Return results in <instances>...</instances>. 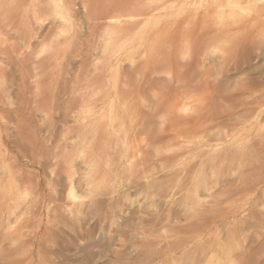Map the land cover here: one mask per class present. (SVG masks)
Masks as SVG:
<instances>
[{
    "label": "rangeland",
    "instance_id": "1",
    "mask_svg": "<svg viewBox=\"0 0 264 264\" xmlns=\"http://www.w3.org/2000/svg\"><path fill=\"white\" fill-rule=\"evenodd\" d=\"M48 1L0 0L1 143L31 179L0 217V259L264 264V21H249L264 0L34 15ZM232 9L249 22L228 32Z\"/></svg>",
    "mask_w": 264,
    "mask_h": 264
},
{
    "label": "bare ground",
    "instance_id": "2",
    "mask_svg": "<svg viewBox=\"0 0 264 264\" xmlns=\"http://www.w3.org/2000/svg\"><path fill=\"white\" fill-rule=\"evenodd\" d=\"M8 1V0H7ZM12 1V0H11ZM32 1V0H31ZM40 1V0H39ZM43 1V0H42ZM46 1H48V0H46ZM60 1V0H59ZM81 1V0H80ZM83 1V0H82ZM182 1V0H181ZM252 1H256V2H258V0H220L218 3L216 2V3H214V4H216V6L218 5V4H221V5H223V4H229V5H233V4H237L238 5V3L239 2H245L246 4H250V3H252ZM68 0H61V2H59V3H55V2H52V0L51 1H48V3H46L45 5H40L42 2H40V6L38 5V4H32V8H30V9H32L31 11L34 13V15H36V13L37 14H39V16L40 15H57V17L60 15H58V13H57V11H58V9H61V8H63L62 6L63 5H68ZM130 2H131V0H125L124 1V3L123 4H119V3H115V4H111V6H109V8L110 9H112V10H114V12H120L121 14H122V16H127V19H128V17H130V16H142V15H147V17L148 16H150V14H151V12H152V8L150 7V6H148V7H139V8H130ZM26 3H27V1H26ZM39 3V2H38ZM82 3V2H81ZM84 3V2H83ZM1 4V3H0ZM9 4V3H8ZM30 4V3H29ZM43 4V3H42ZM109 4V3H108ZM185 4V3H184ZM242 4H244V3H242ZM21 5H23V4H21ZM252 5L253 4H251L250 6L252 7ZM249 6V7H250ZM254 7H253V9H252V11H253V15H250V19H249V21L251 22V23H253L254 24V22L255 21H257L258 22V20L259 21H264V5H261V6H259V5H257V6H255V3H254V5H253ZM22 7V6H21ZM29 7H30V5H29ZM29 7H28V10L27 11H29ZM81 7V6H80ZM65 8H66V6H65ZM219 8V7H218ZM221 8H223L222 6H221ZM9 9V8H8ZM237 9V8H236ZM82 10V9H81ZM127 10H130L128 13H127ZM61 11V10H60ZM65 11H68L67 9L65 10ZM64 11V12H65ZM71 11V10H70ZM84 11H85V9H84ZM230 11H232L231 13H232V15H233V19H232V22H229L228 24H227V28H226V30L229 32V28L230 27H232V26H235V28H236V26H241L242 24H245V21L247 22L248 20H245L244 21V23H243V18H241V17H235L234 15H235V12H233L234 10L232 9V10H230ZM10 12L11 13H13V11H9V14H10ZM31 12V13H32ZM63 11H61L60 13H62ZM75 12V11H74ZM27 13V12H26ZM32 13V14H33ZM72 13V12H71ZM209 13V12H208ZM22 14H24V13H22ZM65 14V13H64ZM63 14V15H64ZM67 14V13H66ZM65 14V15H66ZM75 14V13H74ZM210 14V13H209ZM11 15V14H10ZM63 15H61V16H63ZM67 15H69V14H67ZM71 15V14H70ZM12 16V15H11ZM15 16H16V14H15ZM28 16H32V15H30L29 13H28ZM201 16V15H200ZM202 16H203V14H202ZM24 17V16H23ZM27 17V16H26ZM45 17V16H44ZM49 17V16H48ZM51 17V16H50ZM68 17V16H67ZM70 17V16H69ZM72 17V16H71ZM70 17V18H71ZM193 17V16H192ZM197 17H199V16H197ZM13 18V17H12ZM37 18L38 17H36V20H37ZM47 18V17H46ZM61 18V17H60ZM66 18V17H65ZM69 18V19H70ZM140 18V17H139ZM142 19H143V17H141ZM145 18V17H144ZM190 18V17H189ZM28 19H29V17H28ZM31 19H35V18H32L31 17ZM52 19V18H51ZM54 19V18H53ZM53 19H52V21H53ZM62 19V18H61ZM61 19H59V20H61ZM68 19V20H69ZM125 19V18H124ZM130 19V18H129ZM132 19V18H131ZM135 19V18H134ZM192 19V18H191ZM202 19V18H201ZM231 19V18H230ZM62 20H65V19H62ZM61 20V21H62ZM110 19H108V21H109ZM112 20V19H111ZM133 20V19H132ZM187 20V19H186ZM193 20V19H192ZM196 20H197V18H196ZM50 21V20H49ZM60 21V22H61ZM104 21V20H103ZM107 21V20H106ZM119 21V20H118ZM117 21V22H118ZM123 21V20H122ZM125 21V20H124ZM145 21V20H144ZM188 21V20H187ZM200 21V20H199ZM248 21V22H249ZM28 22H30V20L28 21ZM39 22V21H38ZM43 22V21H42ZM54 22V21H53ZM52 22V23H53ZM55 22H56V20H55ZM58 22V21H57ZM56 22V23H57ZM67 22H69V21H67ZM71 22V21H70ZM76 22V21H75ZM142 22V21H141ZM150 22V21H149ZM148 22V23H149ZM256 22V23H257ZM33 23H35V22H33ZM45 23V22H44ZM51 23V24H52ZM59 23V22H58ZM57 23V24H58ZM64 23V22H63ZM147 23V22H146ZM146 23H145V25H146ZM147 23V24H148ZM184 23V22H183ZM198 23V22H197ZM196 23V24H197ZM255 23V24H256ZM32 24V23H31ZM41 24V23H40ZM60 24V23H59ZM68 24H70V23H68ZM76 24V23H75ZM137 24V22L136 23H132L130 26H133V25H136ZM171 24V23H170ZM178 24V23H177ZM247 24V23H246ZM248 24H250V23H248ZM252 24V25H253ZM258 24V23H257ZM264 24V23H263ZM262 24V26H264ZM64 25L66 26L67 25V23L65 24L64 23ZM221 25V24H220ZM51 26V25H50ZM62 26V25H61ZM70 26V25H69ZM74 26V25H73ZM179 26V25H178ZM223 26V25H222ZM244 26V25H243ZM245 26H247V25H245ZM17 27V26H16ZM32 27V26H31ZM34 27V26H33ZM39 27V26H38ZM41 27V26H40ZM171 27H172V25H171ZM173 27H174V25H173ZM259 27V26H258ZM258 27H257V30H258ZM69 29H70V27H68ZM67 28V29H68ZM119 28V27H118ZM117 28V29H118ZM149 28V27H148ZM36 29V28H35ZM138 29V28H137ZM240 29V28H239ZM32 30V29H31ZM30 30V31H31ZM194 30V29H193ZM219 30V29H218ZM262 30H263V28H262ZM14 31V30H13ZM132 31V30H131ZM32 32V31H31ZM38 32V31H37ZM194 32V31H193ZM130 33V32H129ZM149 33V32H148ZM222 33H224V32H222ZM140 34H142V33H140ZM146 34V33H145ZM179 34V33H178ZM190 34H191V32L189 33V36H190ZM209 34V33H208ZM226 34V33H225ZM225 34H223V35H225ZM260 34V33H259ZM21 35V34H20ZM44 35V34H43ZM148 35V34H147ZM206 35H207V31H206V34H205V37H206ZM210 35V34H209ZM216 36L217 35H220V36H222L221 35V33H219V32H217L216 34H215ZM202 36V35H201ZM211 36V35H210ZM43 37V36H42ZM41 37V38H42ZM126 37V36H125ZM128 37V36H127ZM130 37V36H129ZM133 37V36H132ZM131 37V38H132ZM149 38H150V36H148ZM187 37H188V35H187ZM204 37V36H203ZM204 37V38H205ZM134 38V37H133ZM178 38V37H177ZM211 38V37H210ZM180 39V38H179ZM208 40V36H207V38H205V40ZM135 40V39H134ZM147 40V39H146ZM204 40V41H205ZM149 41H150V39H149ZM178 41V40H177ZM202 41H203V39H202ZM247 41V40H246ZM134 42V41H133ZM136 42V41H135ZM10 43V42H9ZM28 43V42H27ZM148 43V42H147ZM202 43V42H201ZM248 43V42H247ZM260 43V42H259ZM198 44H200V42L198 43ZM6 56H8L7 54H6ZM57 60V59H56ZM87 83V82H86ZM85 85V84H84ZM5 99H4V97H3V94H1L0 93V105H3L4 106V103L7 101H4ZM20 102V101H19ZM7 103V102H6ZM8 104V103H7ZM18 106H20L19 105V103L17 104ZM8 106V105H7ZM74 105H73V103L71 102V103H69L68 104V109L70 110L71 109V107H73ZM21 107H22V105H21ZM21 111V110H20ZM19 112V111H18ZM21 113V112H20ZM19 114V113H18ZM17 114V115H18ZM117 116V115H116ZM115 116V117H116ZM120 116V115H119ZM123 117V116H122ZM121 117V118H122ZM111 118H113V120L114 119H117V118H119V117H117V118H114V116H112ZM8 119V118H7ZM110 119V118H109ZM110 120H112V119H110ZM7 121V120H6ZM8 121H9V119H8ZM7 123V122H6ZM3 133H5V135L6 136H8L9 135V133L7 132V126L6 125H0V217H3L4 215H9V218H10V215L11 214H15L16 213V211L17 210H19V207H20V205H22L21 203H18V200H17V195H19V193H20V191H21V188H22V186L25 184V186H26V184L27 183H31V179H28V178H26V176L23 174V173H21V171L22 170H20V172H19V168L17 167L16 169H15V166L17 165V162H18V157H14V160L13 161H11V164L9 165V160H10V158H8L7 157V155H6V149H7V145L5 144V143H1L2 142V136H3ZM10 136V135H9ZM13 145V144H12ZM15 146V145H14ZM15 148H18V146H15ZM24 148V147H23ZM20 149H22V147L20 148ZM19 150V149H18ZM25 154V153H24ZM24 154L22 153L21 154V158L24 156ZM30 154H31V156H32V159L33 160H35V158L37 157L36 155H38V153L37 152H35L34 150H32L31 152H30ZM28 188V187H27ZM53 202V201H52ZM21 210V209H20ZM18 214H19V211H18ZM14 216V215H13ZM6 217V216H5ZM15 218H18V216L16 217V216H14ZM11 218H12V216H11ZM3 220V219H2ZM10 220V219H9ZM14 220V219H13ZM4 221V220H3ZM5 222V221H4ZM5 224V223H4ZM3 227V225L0 223V228H2ZM5 228V227H4ZM7 228V227H6ZM5 228V229H6ZM3 232V231H2ZM9 232H10V230H9ZM8 234V233H7ZM8 237V236H7ZM3 261L4 260H2V259H0V264H5V261H4V263H3Z\"/></svg>",
    "mask_w": 264,
    "mask_h": 264
}]
</instances>
